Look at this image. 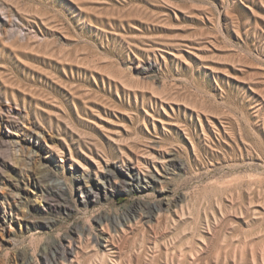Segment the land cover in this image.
Here are the masks:
<instances>
[{
  "label": "rangeland",
  "instance_id": "rangeland-1",
  "mask_svg": "<svg viewBox=\"0 0 264 264\" xmlns=\"http://www.w3.org/2000/svg\"><path fill=\"white\" fill-rule=\"evenodd\" d=\"M49 263L264 264V0H0V264Z\"/></svg>",
  "mask_w": 264,
  "mask_h": 264
},
{
  "label": "bare ground",
  "instance_id": "bare-ground-1",
  "mask_svg": "<svg viewBox=\"0 0 264 264\" xmlns=\"http://www.w3.org/2000/svg\"><path fill=\"white\" fill-rule=\"evenodd\" d=\"M162 161V160H161ZM158 164V163H157ZM161 164V163H160ZM164 164V163H163ZM151 165H153V164H151ZM132 166V165H131ZM153 168H154V166H153ZM154 169H156V168H154ZM130 170H132V169H130ZM86 171V170H85ZM150 172H151V174H149V172H147V174H148V176H146V174H145V176H140V175H137V178H142L143 180V182L144 183H147V182H150L149 181V178H154L155 177V175H154V173H152V171L150 170ZM135 173V172H134ZM146 173V172H145ZM83 175V174H82ZM96 177V176H95ZM155 179H157V178H155ZM144 186V185H143ZM169 202V201H168ZM168 202H166V203H168ZM174 202V201H173ZM172 202V203H173ZM154 206V205H153ZM156 206H157V204H156ZM159 206V205H158ZM155 207V206H154ZM153 208V207H152ZM155 210H157V208H154ZM166 209V208H165ZM168 209H169V207H168ZM155 210H153V211H151L148 215H146L145 217H150V216H152L153 217V214H154V211ZM156 212H158V211H156ZM126 215V214H125ZM128 215V214H127ZM140 215V214H139ZM131 216V215H130ZM137 217V216H136ZM139 218V217H138ZM105 220H111L113 223H114V226H119L121 229L124 227V224H126L128 221H129V218H123L122 219V221L117 217V216H114V217H106L105 216V218H103L102 219V217L101 218H98L97 219V222L99 223V225H101V229H102V234H100V235H98V236H95L94 237V242H95V244L100 248V249H104L105 250V247H106V245H108V242L109 241H111L112 239H113V235L109 232H107V234H105L104 232H103V230L104 229H106L107 228V225H108V223H107V221H105ZM141 221V220H140ZM113 225V224H112ZM130 225V224H129ZM127 226H128V224H127ZM100 228V227H99ZM100 230V229H99ZM112 230V229H111ZM101 231V230H100ZM117 234V233H116ZM123 236V235H122ZM87 239V238H86ZM91 240V239H90ZM121 240V239H120ZM70 243V242H69ZM111 243V242H110ZM119 242H117L116 244H118ZM90 244H93V243H90ZM172 244V243H171ZM107 251V250H106ZM66 252V251H65ZM67 257V256H66ZM61 258V257H60ZM63 258V257H62ZM55 259V258H54ZM113 259V258H112ZM56 261V260H55ZM52 263V262H51ZM50 264V263H49ZM57 264V263H56Z\"/></svg>",
  "mask_w": 264,
  "mask_h": 264
}]
</instances>
